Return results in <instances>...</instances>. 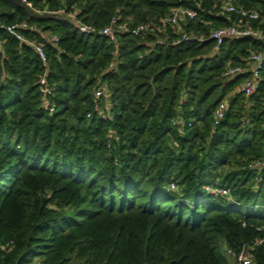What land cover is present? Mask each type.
Returning a JSON list of instances; mask_svg holds the SVG:
<instances>
[{"label": "trees", "instance_id": "trees-1", "mask_svg": "<svg viewBox=\"0 0 264 264\" xmlns=\"http://www.w3.org/2000/svg\"><path fill=\"white\" fill-rule=\"evenodd\" d=\"M28 1L38 11L76 8L96 31L179 7L196 17L181 31L111 42L0 0V264H236L227 250L242 247L264 264V64L248 97V72L224 76L248 69L264 44L227 38L213 52L209 38L241 21L264 33V0ZM229 2L259 18L226 12ZM22 21L36 28L23 36L44 43L49 94L37 55L5 30Z\"/></svg>", "mask_w": 264, "mask_h": 264}, {"label": "built area", "instance_id": "built-area-1", "mask_svg": "<svg viewBox=\"0 0 264 264\" xmlns=\"http://www.w3.org/2000/svg\"><path fill=\"white\" fill-rule=\"evenodd\" d=\"M26 3L30 8L33 9L31 2L28 0H21ZM38 14L49 13L52 15L61 16L63 20L68 22L76 31L83 35H104L107 36L111 42H115L117 38L121 35H131V36H141L144 34H151L157 30L165 32V28L167 26L172 27L173 29H177L181 31V23L185 20H193L196 17V12L190 8H174L172 9L166 16L160 18L157 22L148 21L145 23L138 24L136 26H129L125 23H119L118 17L112 18L109 24L102 29L96 31V29L92 26L83 24L77 18V10L76 8H72L71 11L66 12L63 10H59L57 12H48V11H38L33 9ZM224 10L229 13H234L239 16L242 20L255 21L259 18V14L255 11H248L240 7H236L232 3H226L224 5ZM0 28H4V26H0ZM6 32L13 36L17 41L24 43L32 48L34 53L40 60L42 67L44 68V72L39 78L40 91L42 94L46 95L50 93V90L46 87V66H47V57L44 49L43 42H34L23 36V32H33L36 31L34 25L29 24L27 21H22L19 23H15L13 25H9L5 27ZM42 39L50 44H56L58 42V38L55 35H47L41 34ZM239 37H252L255 40H258L264 44V33L259 29H253L248 25H245L243 21L239 24H233L226 27H221L215 30H212L209 34V38L214 41L213 52L218 51L220 45L223 43L224 39L227 38H239ZM197 40L200 41L202 38L196 37L194 35H182L181 40ZM157 44L165 43L164 40L158 39L156 40ZM175 43V42H173ZM1 45V43H0ZM248 69L241 67H228L224 72V76L226 78H233L239 74L248 72V76L243 80L241 88L246 97L253 94L255 87L260 79V70L262 65L264 64V53L255 52L249 56L248 59ZM113 62L109 64V68L113 67ZM104 96L102 90H96L94 92V97L96 99H101ZM226 109V103L221 102L216 108L213 116V125L216 126L219 121L223 118L224 112ZM171 189H175L174 184L171 185ZM207 192L216 194L218 196H229V189L226 188H213L206 187ZM228 255H233L235 258L236 264H251L252 255L250 250L246 247H242L239 251L233 252L232 250H227Z\"/></svg>", "mask_w": 264, "mask_h": 264}, {"label": "water", "instance_id": "water-1", "mask_svg": "<svg viewBox=\"0 0 264 264\" xmlns=\"http://www.w3.org/2000/svg\"><path fill=\"white\" fill-rule=\"evenodd\" d=\"M7 2L20 7L24 13L26 14L28 19L31 20H42V19H50L53 18L54 15L45 13V14H38L32 8H30L26 3L22 2L21 0H6Z\"/></svg>", "mask_w": 264, "mask_h": 264}, {"label": "rangeland", "instance_id": "rangeland-1", "mask_svg": "<svg viewBox=\"0 0 264 264\" xmlns=\"http://www.w3.org/2000/svg\"><path fill=\"white\" fill-rule=\"evenodd\" d=\"M241 212L242 213H244V214H246L247 213V211H246V209H241ZM226 248H224V247H221V249H220V252L222 253V254H224V252L226 253ZM225 256H226V254H224Z\"/></svg>", "mask_w": 264, "mask_h": 264}]
</instances>
